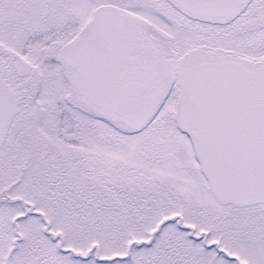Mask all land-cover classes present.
<instances>
[{"label":"snow or ice","instance_id":"snow-or-ice-1","mask_svg":"<svg viewBox=\"0 0 264 264\" xmlns=\"http://www.w3.org/2000/svg\"><path fill=\"white\" fill-rule=\"evenodd\" d=\"M0 264H264V0H0Z\"/></svg>","mask_w":264,"mask_h":264}]
</instances>
